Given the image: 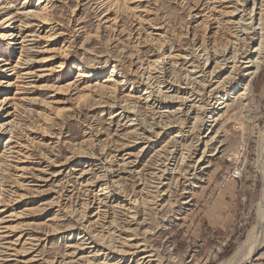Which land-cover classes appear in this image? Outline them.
Here are the masks:
<instances>
[{
  "label": "rangeland",
  "instance_id": "374dc122",
  "mask_svg": "<svg viewBox=\"0 0 264 264\" xmlns=\"http://www.w3.org/2000/svg\"><path fill=\"white\" fill-rule=\"evenodd\" d=\"M25 1L0 0V58L21 68L11 76V72L0 70V102L11 99L2 106L0 126L13 120L16 125L15 133L9 128L0 134V206L2 197L4 206H9L0 207L7 209L0 220L4 222L1 227L12 230L8 240L0 241V264H87L91 250L97 263H117L120 260L102 247L107 246L112 232L118 241L126 238L133 208L121 196L110 198L112 193L129 196L145 212L140 220L145 222L139 238L145 240L147 253L157 260L151 264L228 262L258 225L264 189L258 168L260 146L264 144V58L247 91L246 108L236 99L245 81V71L220 95L211 92L209 82H201L208 74L204 75L200 69L207 68L201 60L200 44L210 39V43L221 45L226 38L217 32V25L212 26L211 32L206 30L203 20L209 12L222 18L229 4L222 0H50L46 12L55 24L38 28L26 13L39 11V0H28V4ZM263 3L264 0L263 11L254 25L258 40L250 45L254 49L264 38ZM9 18H14L12 27L9 23L3 24ZM17 21L24 22L21 28L26 32L22 38L14 41L2 38L11 28L21 25ZM48 29L50 33H46ZM56 34L61 35L53 39ZM49 35L52 37L48 38ZM51 57L52 62L44 63ZM141 61L152 65L151 72L155 70L159 80L174 84L171 95L188 97L187 94L191 96L195 92L193 99L196 100L186 104L188 107L182 108V103L164 106L166 103L159 102L155 104V108L160 105L156 111L151 109V104L143 100L144 93L149 89L148 92L158 96L157 86L153 85L154 81L147 82L149 75L145 74ZM61 63L63 69L55 68ZM76 64L96 76L80 80L73 69ZM45 66L56 71L47 79H40L43 75L40 70ZM114 67L119 78L127 82V92L133 91L136 115L140 119L138 133H160L151 144L122 149L123 139L134 130L131 125L138 123L130 121L133 116L126 119L123 109L112 104L111 99L103 101L112 107L94 106L92 100H76L84 94L85 87L102 82ZM208 67L207 73L214 69L215 63ZM26 72H33L37 77L23 76ZM230 72V69L223 71L215 81L224 80ZM187 74L190 81L189 77L185 78ZM70 84L77 90L73 92ZM230 94L226 109L198 115L196 106H216L218 96L225 100ZM57 108H64L59 119L52 115ZM180 109L186 123L183 129L179 123L167 131L156 126L154 131L150 129L149 125L156 122L152 120L153 112L172 113ZM119 113L122 115L116 117ZM50 114L55 119L46 123L44 118ZM162 114L167 118L157 120L159 126L171 116ZM211 114L214 120L218 119L213 140L204 138L208 136L206 127L198 125L195 132L189 131L194 127L195 118L207 120ZM20 142L30 146L26 147L28 151L18 149ZM189 147L197 151L183 165ZM205 152L204 168L194 171L196 161ZM167 157L172 168H176L164 181L168 196L165 195L158 211L144 210L146 198L152 194L149 192L154 191L150 187L156 185L152 179L156 164L165 162ZM104 164L113 177L108 185L109 199L103 195L107 187L101 168ZM185 166L189 176L184 179L179 173ZM19 196L23 197L20 201ZM15 199L18 203L14 205ZM75 226L92 232L95 229L94 235H98L95 243L101 248H92L96 244L82 247L81 231L73 230ZM101 238H105L103 243ZM257 253L252 264H264V246ZM139 259L140 256L135 261ZM132 262L128 260L124 264Z\"/></svg>",
  "mask_w": 264,
  "mask_h": 264
},
{
  "label": "bare ground",
  "instance_id": "6f19581e",
  "mask_svg": "<svg viewBox=\"0 0 264 264\" xmlns=\"http://www.w3.org/2000/svg\"><path fill=\"white\" fill-rule=\"evenodd\" d=\"M222 1L226 2L227 4H229V7L225 8L226 10H224V12L222 13V18L221 17L219 18V17H217V15L209 12L206 15L205 19L203 20L204 24H205V25L203 24V27L206 30H209V32H211L212 26H214V25L216 26L217 25V29H218V30L216 29L217 32L218 31L221 32L223 34V36H225L226 38H224V41H223L224 43L221 44V45H219V44L217 45L216 42L210 43L211 42V41L209 42L210 39L206 43H205V41H206L205 40V41H202V44H200V47L198 49L200 50V52H203V54L201 55V57H202L201 60L204 61V63H205L204 67H207L206 70L209 69V67H210V66L208 67L209 64L212 65L213 63H215L214 69L211 72H208V73L206 72L205 68L200 67V69H202L201 72L204 73V75L208 74L207 79L203 78V81H201V82H206V83L209 82L208 83V87L212 88L211 92H213L214 95H220L221 92H224V90L228 87V85L231 84V82L236 81L239 77H241L242 72L245 71L246 73L243 75V77H244L243 79H245V81L242 84L243 85L242 89L237 91L236 99L237 100L239 99L240 103L243 102L242 105L244 106V108H246L248 104L247 103L244 104V102H246L248 100V98L246 96L247 95V91L250 89L251 81L255 78V76L258 74V72H259V70L261 68V64L263 62V61H261V59L264 58L263 57V55H264V45H263L264 43L263 42L264 41H262V40H264V38L263 39L261 38L262 40L259 41L260 45L256 49L251 48V46H250L251 44L255 43V41L258 40V39H256V37L258 36L257 29H254V25H255V21L257 19V16H261V10H262L261 8L263 7L261 2L263 0L262 1L261 0H222ZM50 2H51L50 0H39L38 5L41 6L39 8V11H37V12L28 11L26 13V16H28L27 18L31 19L32 21H34L35 22L34 25H36L38 28L39 27L41 28V27H43L45 25L51 27L52 25L55 24L54 19H52L48 15V13L46 12L48 10V5L50 4ZM28 3H29V1L26 0L25 4H28ZM249 4H252L253 6L249 8L248 7ZM9 19L6 20L3 24H5V23L8 24L9 23L8 26L12 27L13 25H15V22H12L14 20V18L13 19L11 18L10 20ZM17 22L21 23V25L16 26L14 28H11L13 30L8 32V34L6 36H2V38L9 39L11 41H14L15 39H18V38L19 39L22 38V35L24 34V32H26L25 30L23 31L22 28H21V27H23L22 24L24 22H20V21H17ZM29 28H31V27H29ZM29 28L27 27L26 29H29ZM215 28H213V29H215ZM50 31L51 30L48 29L46 33H50ZM60 35L61 34H56V36L53 39H55L56 37H59ZM51 37H52V35L48 36V38H51ZM262 37H263V35H262ZM24 40L25 39H22V42H24ZM249 41L252 42V43H249ZM249 48H251V49H249ZM66 50H64V51H66ZM161 50H162V48H161ZM191 55H194V54H191ZM53 60H54V58H52V57L51 58H46V60H44V63L52 62ZM139 60H141V59H139ZM141 63H142V66H144V68H145L144 69L145 70V74L147 72L148 75H149L148 78H147V82L148 81H151V82L154 81L153 85L157 86V91L155 93H157L158 96H155V94H152L151 93L152 91L148 92L149 89L146 90V92L144 93L145 98L143 100H145L146 103L151 104V106H150L151 109H154V110L157 109L158 106H160V105H158L156 108H155V106L159 102L170 104V105H166L165 104L164 106H171V104H173V103H182L181 107L183 108V107H188V105H186V104L193 103L196 100V98L193 99V97H194L193 93H195V92H192L191 96H189L190 94H187L188 97H178V96L176 97V95L175 96L171 95L173 93L172 89L174 87V84H171V83L167 84L168 83L167 81L159 80L160 77L157 76V74L155 75V70H154V73L151 72L152 71L151 70L152 65L150 66L148 64L149 62L146 63L145 61H141ZM156 63H157L156 61L153 62L154 68L156 66ZM173 64H171V66ZM26 65L30 66L31 64L28 63ZM63 66H64V64L61 63L55 68L61 70V69H63ZM12 68H14V69L12 70ZM55 68L45 66L43 69L40 70V72L43 73V75L39 76V78L40 79L41 78H43V79L46 78L47 79L48 76H50L51 74H53L56 71ZM16 69H21V68L18 65L11 66V64L8 62V60H6L5 58H0V70L4 71L6 73L7 72H9V73L11 72L10 73V76H11V75H15V73H13V71L16 70ZM73 69L78 72V77L81 78L80 80H85V79L88 80V79H92V78H94L96 76V74L93 71L87 70L81 64H76L73 67ZM84 69H86V71ZM229 69L231 70L230 75H228L226 78H224V80H221V78H220L219 80L215 81V79H218L219 74H221L223 71H227ZM168 73H169V71H168ZM188 73H195V72L194 71H192V72L188 71ZM34 75H35V77H37L36 74L33 73V72L32 73L31 72H26V73L23 74V76H27L29 78H33ZM118 75L119 74L117 73V71H116V69L114 67V69H112L110 74L108 76H106L102 82H99V83L97 82L95 86L89 85V86L85 87L84 94L78 95L76 100L78 102H81V101L89 102L90 100H92L94 106H100L101 107L103 104L107 105V103H104L103 100L111 99V100H113L112 104H116L117 106L121 107V109H123L122 113H125L124 115H125L126 119L128 118V120H129V118H131V116H133V119L131 118L130 121L132 123H135V122H138V123L137 124H132V125L130 124L131 127L134 128V130L128 134L127 138L123 139L124 143L120 144L122 149H125V148H128V147L131 148V147L142 145V144H151V143L154 142L153 139H155V137L157 139L159 138L160 133L152 132L155 135L154 134L147 135L146 133H142V134L138 133V131L141 130V129L137 128V127L140 126V122H139L140 119H138L139 116L136 115L137 114V111H136L137 107H136V104L134 103L135 100H133L134 99V96L132 94L133 91L132 92H129V91L127 92V90H126L127 82L124 79L119 78ZM161 75H163V73H161ZM204 77H206V76H204ZM185 78L186 79L188 78V81L191 80L189 74H187L185 76ZM186 82H187V80H186ZM201 82H200V84H201ZM165 84H166V86H165ZM9 85H11V84H9ZM70 85H72V84H70ZM182 85H183V83H182ZM189 85H191V84L189 83ZM169 86H171V87L169 88ZM175 86H176V84H175ZM187 86H188V84H187ZM184 87H186V86H184ZM71 88H72L73 92L77 90L76 86H74V88H73V85H72ZM152 88H155V87H152ZM204 88H205V86H204ZM150 90H151V88H150ZM94 94H96L97 98L99 97L100 99L96 100V97L95 96H94L95 98L93 97ZM231 94L235 95L236 93L235 94L231 93ZM231 94L228 95L225 100H223V98H219V96H218L216 98V100L218 102L216 104V106L207 104V105H198V106L194 105V107L196 106L195 109H197L198 115H203L207 111H211V112L215 113L216 110H223V109H226L229 106L227 102H228L229 99H231L230 98ZM74 95L76 97V93ZM9 100H11V99L10 98H5L4 101L0 102V115L3 114V111H4L3 108H2L3 104L5 106L6 102L9 101ZM116 105H114V106H116ZM107 107H112V106H110V104H108ZM63 110H64V108H62V109H58L57 108V109L54 110L55 112H53L52 115H54L55 118L59 119L60 116L63 114L62 113ZM67 110H69V109H67ZM182 111H183V109L176 110L175 112H172V113H170V111H167V110L164 111V112H160V111L153 112L152 115L154 117H152V120L153 121L156 120V122L151 123L149 125L150 129L154 131L155 130L154 127L156 126L159 130L167 131V130L171 129L175 125V123H179L180 126L182 125L181 129H183V127L186 125V123H185V121L182 120V116H181V114H183ZM151 112H152V110H151ZM122 113L117 114L116 117L121 116ZM138 113H139V111H138ZM162 113H168V114H171V116H168V122L167 123L162 124V126H159V123H157V120H160V119L162 120L163 118H167V116H164ZM173 113L176 114V115L174 116ZM177 116H178V118H176ZM9 117H12V114H10ZM186 117H189V116H186ZM111 118H113V117H111ZM171 118H176V120L175 119L173 120ZM44 119H46V123H47V121L51 123L54 120L52 118L51 114L47 115ZM214 119L215 118L212 116V114L210 115V117L207 120H205L204 118L203 119H199L197 117V118L194 119L195 120L194 127L190 128L189 131H191L192 133L195 132V129H196V127L198 125L201 128L202 127H206L208 129L207 130L208 131L207 132L208 136H205L204 138H208L209 139L211 137V140H213L214 136H212V135H213L214 129L216 127V123L215 122L218 120V119H216V120H214ZM211 120H213V121H211ZM15 126L16 125L14 124V120L13 121H8L5 125H1L0 126V134L4 133V131H6V129H9V128H10V131H12V133L13 132L15 133V129H14ZM146 131H147V129H146ZM148 133H151V131L148 132ZM177 137H180V136L176 135V138ZM23 142H25V141H23ZM211 142H213V141H211ZM9 143H10V145H12L13 140H10ZM28 146L23 144V143H21V144H19L18 149L21 151L23 149H26V147H28ZM260 147L261 148H260V152H259V159H258L259 167L258 168H259L260 174H261V176H262V178L264 180V144H262ZM28 149H26V150L28 151ZM187 151H188L187 157L184 158L185 162H184L183 165L186 164L187 160H191V158L195 155V152L197 150L195 148H193V147H189ZM13 154H16V152H14ZM22 156L25 157V155H22ZM1 157H3V156H1ZM206 157H207V155H206V152H205L203 154V156L199 160L196 161V163H195V165L193 167L194 171H196V172L198 170L201 171L204 168L203 163L205 162ZM158 161L162 162L161 160H158ZM106 164H104L103 167L101 166L102 170L105 173L104 176H103V181L105 182V186H107L104 189V191L105 190L106 191L104 192L103 195H106V199H109L108 194L111 191L110 192L108 191L110 189V187H108V185L112 183L111 182V178H113V177L111 176V171L107 170L108 168H105ZM156 166H157L156 167L157 168L156 169V173L152 174L153 183L156 184V185L150 187V188H153L154 191L153 192H149V193H152L150 195L147 194L148 196L146 198V203H144V205H143L144 206L143 207L144 210H146V208H153V210L158 211L159 207H161V202L164 200L165 195H167L165 193L166 191L164 192V188H165L164 181L166 180L167 176H169L171 174V172H174L175 169H176V168L175 169L172 168L171 161L169 160L168 157L166 158L165 162H162L161 164L158 163V164H156ZM187 169H188L187 166L183 167V171L180 169L182 171L181 173H179L180 177L184 178L186 175H188V170L189 169L188 170ZM190 175H192V174H190ZM178 182H179V180H178ZM263 184H264V181H263ZM117 196H121L120 198L126 200V202H129V204L131 205V208H133L132 215L129 218L130 220L127 222L129 227H128L127 231H125L126 238L125 239H121V240L118 241L119 238H116L115 232H112V233H110L111 237H109V240L107 238V243L105 244L107 246H104L102 248L104 250L110 251L111 254H114V256H116L115 259L120 260V261H118L115 264H124V263L128 262V260L134 261V262H132L130 264H151V262H157V260H153L152 259V258H154L153 254L150 255V254L147 253L149 248H148L145 240L143 238H142L143 240L139 238V236L141 235V233H139V231L142 229V226L144 225V222H145L143 220L142 221H140V220L142 219V216L145 214V212L142 211V209H140V207L137 205V203L133 204L131 202V198H129V196H122V195H120L118 193L117 194L112 193L110 198L111 197L115 198ZM18 198H19L18 201L23 199V197H21V196H19ZM13 199L14 198H12V200ZM2 200H3V197H2ZM2 200H1V202H2L3 205L0 206V207H5L4 206L5 203H3ZM18 201L15 199V201H13L14 205L17 204ZM6 207L8 208L9 206H6ZM5 208L4 209L0 208V215L4 214L7 211V209H5ZM86 209H87V207H86ZM3 223L4 222L1 219L0 220V241L8 240L11 237V234H12L11 228H9V227H1V225ZM72 229L73 230L74 229L75 230L78 229V230L81 231V233L79 235V240H81L82 247L83 246L84 247H88V246L96 244V246L92 247V248H94V249L98 248L99 245H97V243H95V239H94L95 237L98 238V235H94L95 229L93 230V232L89 231V229L88 230L80 229L79 226L77 228H76V226L72 227ZM109 229H110V227H109ZM111 231L112 230H109V232H111ZM137 231H138V233H137ZM90 241H92V242H90ZM100 241L103 243V241H105V238L104 239L101 238ZM263 246H264V189H263V193H262L261 202L259 204L258 225L254 227V229L250 233L248 239L237 250L235 255H233V257L230 260H228V262H226L225 264H249V263H252L253 260H254L253 258L255 257L257 252L262 249ZM99 247L101 248V246H99ZM92 248H83V249H92ZM93 253H94V250H91V253H90V256H89V260L86 262L87 264H99V263H97V261H94L95 259H93V257H95V254H93ZM139 256H140V259L138 261H135V259H137V257H139ZM100 264H108V263L102 262Z\"/></svg>",
  "mask_w": 264,
  "mask_h": 264
},
{
  "label": "water",
  "instance_id": "95a60500",
  "mask_svg": "<svg viewBox=\"0 0 264 264\" xmlns=\"http://www.w3.org/2000/svg\"><path fill=\"white\" fill-rule=\"evenodd\" d=\"M258 255H259V253H257V254L255 255V257L253 258V259H254L253 261H255V260L257 259ZM249 264H252V263H249Z\"/></svg>",
  "mask_w": 264,
  "mask_h": 264
}]
</instances>
